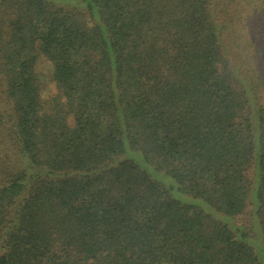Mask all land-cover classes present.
Returning a JSON list of instances; mask_svg holds the SVG:
<instances>
[{
  "label": "trees",
  "instance_id": "16d2710c",
  "mask_svg": "<svg viewBox=\"0 0 264 264\" xmlns=\"http://www.w3.org/2000/svg\"><path fill=\"white\" fill-rule=\"evenodd\" d=\"M255 241L264 0H0V264H264Z\"/></svg>",
  "mask_w": 264,
  "mask_h": 264
},
{
  "label": "rangeland",
  "instance_id": "374dc122",
  "mask_svg": "<svg viewBox=\"0 0 264 264\" xmlns=\"http://www.w3.org/2000/svg\"><path fill=\"white\" fill-rule=\"evenodd\" d=\"M50 70H51L50 64L46 62L44 59H41L37 65V71L41 76V80L43 81V84L44 83L46 84V90H45L46 95L55 92V86L49 82ZM253 246L255 247L258 256L264 263V252L260 251V248L258 246V241H255Z\"/></svg>",
  "mask_w": 264,
  "mask_h": 264
}]
</instances>
